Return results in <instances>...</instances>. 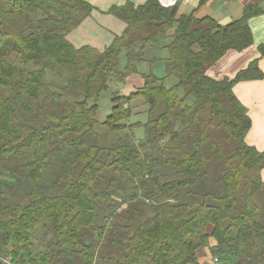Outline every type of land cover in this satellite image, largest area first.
Instances as JSON below:
<instances>
[{"label":"trees","instance_id":"trees-1","mask_svg":"<svg viewBox=\"0 0 264 264\" xmlns=\"http://www.w3.org/2000/svg\"><path fill=\"white\" fill-rule=\"evenodd\" d=\"M94 9L0 0V175L13 178H0V257L11 260L0 264H202L207 247L218 264H264V151L247 143L252 120L234 91L263 78L264 45L229 72L264 8L248 3L221 24L179 15L177 3L127 1L107 11L121 34L77 47L69 34ZM135 73L143 85L113 95L104 122L126 133L102 147L101 94ZM138 98L148 119L128 123Z\"/></svg>","mask_w":264,"mask_h":264},{"label":"crops","instance_id":"crops-1","mask_svg":"<svg viewBox=\"0 0 264 264\" xmlns=\"http://www.w3.org/2000/svg\"><path fill=\"white\" fill-rule=\"evenodd\" d=\"M95 9L81 23V25L69 34V39L77 46L92 45L98 48L107 46L116 35L121 34L126 24L107 13L113 5H123L127 1L135 4H143L147 0H87ZM166 5L171 0H161ZM178 12L181 14L193 13L197 17L210 16L221 24H228L243 14V8L248 3H259L264 8V0H208L200 4V0H177ZM253 33V47L237 58L229 67V72H234L243 67L250 59L258 55V47L264 45V13L254 16L249 20ZM259 66L264 73V59ZM162 70V68H160ZM126 81L135 83L141 87L144 79L138 74H132ZM137 87V88H138ZM136 90V89H135ZM133 91H129L128 95ZM235 94L247 107L252 120L251 128L246 136L248 144L264 151V76L260 79L241 81L234 87ZM264 173V169H263Z\"/></svg>","mask_w":264,"mask_h":264},{"label":"rangeland","instance_id":"rangeland-1","mask_svg":"<svg viewBox=\"0 0 264 264\" xmlns=\"http://www.w3.org/2000/svg\"><path fill=\"white\" fill-rule=\"evenodd\" d=\"M127 64L126 57L122 56L120 60V66L123 68ZM160 63H156L154 67V70H157V73L159 75H164V63L162 66H160ZM152 64L150 65V62H146L144 64H141L139 66L140 72H148L151 68ZM162 68V70L160 69ZM139 76H142V73H135ZM52 76V75H51ZM57 79V78H56ZM59 80V79H57ZM177 81L176 77H169L167 79V85H172ZM138 85L135 83H129L128 81L125 82H119L116 79H112L109 82V88L108 90L102 92L101 97L99 99V111L97 115V123L95 126V130L98 134V142L102 147H107L111 145L112 143L116 142L119 138L123 137L126 132H110L107 130V128L104 125L105 120L107 117L111 114L112 108H113V102L112 97L113 95L119 93L121 95H128L129 91H133L137 89ZM131 107L133 110V113L128 123H134V122H145L148 119V105L142 98L135 99L131 102ZM136 139L139 140L141 138H144L145 131L142 126H138L135 129ZM262 177L264 179V173L262 171ZM0 178L2 180L6 181H12L13 178L11 176H2L0 175ZM209 231L212 229V224L208 227ZM40 237H45L43 233L40 234ZM214 242V241H213ZM200 261L202 264H218L216 259L213 258V254L210 251L209 247L201 250L199 252Z\"/></svg>","mask_w":264,"mask_h":264},{"label":"built area","instance_id":"built-area-1","mask_svg":"<svg viewBox=\"0 0 264 264\" xmlns=\"http://www.w3.org/2000/svg\"><path fill=\"white\" fill-rule=\"evenodd\" d=\"M176 2H177V0H171V2H168L166 5H173ZM0 259H3L7 263H11V260L9 258H2V257H0Z\"/></svg>","mask_w":264,"mask_h":264}]
</instances>
